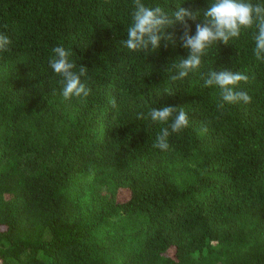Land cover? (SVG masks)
I'll list each match as a JSON object with an SVG mask.
<instances>
[{
  "label": "trees",
  "instance_id": "obj_1",
  "mask_svg": "<svg viewBox=\"0 0 264 264\" xmlns=\"http://www.w3.org/2000/svg\"><path fill=\"white\" fill-rule=\"evenodd\" d=\"M143 2L199 9L195 34L211 0ZM133 11V0H0V32L12 41L0 53V264H264L254 29L172 82L188 50L124 48ZM57 46L88 68L86 98L62 96L49 67ZM212 70L248 75L237 90L251 102L218 109L219 88L204 86ZM162 106L190 120L167 151L153 147L165 125L147 116Z\"/></svg>",
  "mask_w": 264,
  "mask_h": 264
},
{
  "label": "clouds",
  "instance_id": "obj_2",
  "mask_svg": "<svg viewBox=\"0 0 264 264\" xmlns=\"http://www.w3.org/2000/svg\"><path fill=\"white\" fill-rule=\"evenodd\" d=\"M132 24L127 29V39L122 41L124 48L133 52L154 53L162 46H179L188 50L186 58L172 64L175 74L169 79L172 82L182 80L190 72L198 70L202 65V57L218 43L225 45L231 40L239 39L242 30H253L252 39L255 47L253 54L258 61L264 62V3H252L251 0H211L208 8L203 11V21L195 24V34L191 33L189 21H197L201 15L199 9L178 7L171 14L161 6H147L143 0H133ZM176 25L181 32L177 35ZM172 29V31H168ZM11 39L0 32V53L10 51ZM54 56L49 60V67L61 78L62 96L65 100L72 97H87L90 89L82 78H88V68L77 65L70 57V50L63 46L52 49ZM171 72V69L169 70ZM241 82L248 83V75L230 70L210 71L204 80L205 87H217L220 90L218 109L224 104L250 103L252 97L245 91L237 90ZM172 94V92H168ZM115 99H113V104ZM151 121L165 125L153 144L161 151L169 150L168 138L189 126L190 120L185 110L178 106H162L152 108L147 114ZM144 119L143 113L137 114ZM207 132V128L202 129Z\"/></svg>",
  "mask_w": 264,
  "mask_h": 264
}]
</instances>
